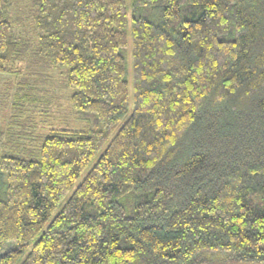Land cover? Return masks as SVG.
<instances>
[{"label": "trees", "instance_id": "obj_1", "mask_svg": "<svg viewBox=\"0 0 264 264\" xmlns=\"http://www.w3.org/2000/svg\"><path fill=\"white\" fill-rule=\"evenodd\" d=\"M0 75V264H264V0H0Z\"/></svg>", "mask_w": 264, "mask_h": 264}, {"label": "rangeland", "instance_id": "obj_2", "mask_svg": "<svg viewBox=\"0 0 264 264\" xmlns=\"http://www.w3.org/2000/svg\"><path fill=\"white\" fill-rule=\"evenodd\" d=\"M14 19H15V14H12L11 22L15 33L18 36H21L22 34L25 38H28L26 35L29 34L27 33L28 27L15 24ZM63 82H64V76L59 70L58 75L55 74L54 76L48 77V81L46 80L45 85L43 83L41 86H39L40 88L45 89L46 92L45 91L41 92V96H42L40 99L41 107L37 108L36 112H32L31 110V112L34 113V115H39V116L36 117V119L33 121L27 118L28 122L34 123L35 121H37L35 122V126H37V130L40 127H42L44 124H50L57 117H60V120L64 121L63 122L64 125H61L63 126V128H68L73 130L86 129V124L83 121L75 118L72 112H70L69 102H68V90L62 88ZM47 89L51 90L52 93L47 92ZM13 91H14L13 77L10 75L9 76L0 75V127L5 125L6 119L8 118L9 115V111L7 112V108L9 107V104L5 102L8 97L7 93ZM26 114H28V112ZM17 119L18 120L21 119V114L20 117Z\"/></svg>", "mask_w": 264, "mask_h": 264}]
</instances>
